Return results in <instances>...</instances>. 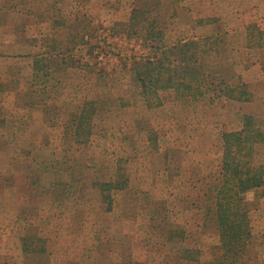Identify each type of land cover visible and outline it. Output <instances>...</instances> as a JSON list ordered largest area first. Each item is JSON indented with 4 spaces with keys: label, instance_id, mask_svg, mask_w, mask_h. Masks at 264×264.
I'll use <instances>...</instances> for the list:
<instances>
[{
    "label": "rangeland",
    "instance_id": "374dc122",
    "mask_svg": "<svg viewBox=\"0 0 264 264\" xmlns=\"http://www.w3.org/2000/svg\"><path fill=\"white\" fill-rule=\"evenodd\" d=\"M163 52L249 98L143 96L135 62ZM230 131L264 181V0H0V264H264V183L241 194L249 246L218 249Z\"/></svg>",
    "mask_w": 264,
    "mask_h": 264
},
{
    "label": "trees",
    "instance_id": "16d2710c",
    "mask_svg": "<svg viewBox=\"0 0 264 264\" xmlns=\"http://www.w3.org/2000/svg\"><path fill=\"white\" fill-rule=\"evenodd\" d=\"M189 44L193 45L192 42H187L185 45L181 46H184L183 48H185L190 46ZM164 54L165 52H163V55L158 57L154 62L148 60L135 62L138 67L136 70L134 69L136 71V81L140 84V91L143 96L150 97L151 94L157 99V93L155 90L157 87H172V85H174L177 92L182 91V93H184L183 91L187 90V93L184 94V96L189 95V101L195 100L198 97L206 96L208 99L207 101L212 102L214 99L221 98L222 95H230L236 89L240 91V99L249 98L248 86L245 83L240 82L239 85L235 86L236 88H229L227 87L226 79L222 77V73L218 76L214 74L212 80L207 82V84H204L207 81L208 74L205 73V75H203L204 73L201 68L196 69L189 67L187 63L189 54L187 55L186 52L181 54V59L179 62L175 63L176 65L173 67H169L165 64L167 62L170 63V61L167 57L168 55ZM198 73L202 75H199ZM197 75L199 76L197 77ZM251 120V117H246L245 126L242 131L243 133L240 131L222 133L221 137L224 140L223 158L220 166L222 180L218 182V186L214 189V197H211L214 222L220 239L218 249H224V253L229 256L231 254H237L238 252L245 250L246 246H249V233L246 229L247 226L244 220V213H241L242 206H245L246 203L242 200L241 194L255 187H259L264 183L262 180V165L255 167L260 168L254 170L255 173L249 174L248 172L247 175L246 171L251 172V169L241 161V158L246 156V154L242 153H246V151H241L243 147L236 146L238 141L241 140L240 133H242V138L246 141L248 138L253 139V136L250 133V129L252 128ZM257 135L261 137L259 131H257ZM248 150H251V148L247 149V153ZM102 182H100L101 184L96 182L95 185L99 183V190L101 191L100 197L101 202L103 203L105 200L110 199L109 190L111 188H123L125 186V182H120V180L117 182ZM105 209L109 210L110 207L106 206ZM182 233L183 232L181 231V235ZM169 238H171L170 233ZM23 251L27 255H32L30 253L36 254L38 258H41L45 253V249H38L37 247L30 249V247L27 246H23ZM184 251L186 252L181 254L183 257L189 259L196 258L193 255L197 254V250L183 249V252ZM123 262L125 263L122 264H141L135 261L126 262L123 260ZM37 263L45 264L44 262ZM206 264H218V262L213 263V261H211ZM225 264L239 263L233 260V262L226 261Z\"/></svg>",
    "mask_w": 264,
    "mask_h": 264
}]
</instances>
